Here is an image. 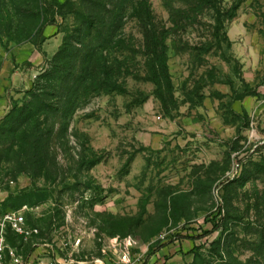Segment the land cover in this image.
<instances>
[{
	"label": "rangeland",
	"instance_id": "rangeland-1",
	"mask_svg": "<svg viewBox=\"0 0 264 264\" xmlns=\"http://www.w3.org/2000/svg\"><path fill=\"white\" fill-rule=\"evenodd\" d=\"M84 1L0 0V131L64 44L81 46ZM192 6L126 0L102 52L118 89L82 101L48 175L0 133V231L25 264H118L125 240L133 264H264V0H216L200 13ZM239 11L234 46L228 31ZM151 32L164 37L166 77L151 69ZM243 40L257 75L251 107L238 114L213 88L241 73ZM219 206L224 227L182 237L211 228L206 219ZM8 210L24 212L37 231L14 235L2 225Z\"/></svg>",
	"mask_w": 264,
	"mask_h": 264
},
{
	"label": "trees",
	"instance_id": "trees-1",
	"mask_svg": "<svg viewBox=\"0 0 264 264\" xmlns=\"http://www.w3.org/2000/svg\"><path fill=\"white\" fill-rule=\"evenodd\" d=\"M183 1L193 5V10L199 13L203 8H216V0ZM125 3L126 0L84 1L79 15L86 17L83 22L86 34L84 41L81 35L75 37L81 46L75 47L71 42L64 44L52 59V70L43 75L44 83L35 85L31 99L20 108H15L6 120L10 127L1 129L0 133L6 134V137L0 135V139L5 140L12 134L11 145H18L19 154L31 160L40 173L48 175L49 164L55 165L57 142L65 139L69 119L82 101L90 93L118 89L114 71L105 64L102 52L115 38ZM84 29L80 28L78 32L82 34ZM146 37L151 48V69L156 75L159 72L162 77H166L164 37L155 32ZM240 96L237 94L235 97ZM225 220L224 209L219 206L217 212L206 219L211 228L206 230L201 227V234H186L182 237L193 240L202 238L224 227Z\"/></svg>",
	"mask_w": 264,
	"mask_h": 264
},
{
	"label": "crops",
	"instance_id": "crops-1",
	"mask_svg": "<svg viewBox=\"0 0 264 264\" xmlns=\"http://www.w3.org/2000/svg\"><path fill=\"white\" fill-rule=\"evenodd\" d=\"M241 12L240 11L238 12L237 17L235 18V20L231 23L229 27L228 33L233 34V37L235 36V32H234L235 28H237V26H239L240 21H242L241 15L243 13ZM242 28H244L245 30L244 26ZM242 28H240V30H242ZM229 39L232 41V43L235 46L234 40H238L237 37L231 38L229 36ZM243 44L245 46L243 47V50L240 51L239 53L237 52L239 51L240 47L237 46L235 49L237 51L236 52L237 58L233 55V57H235L238 62L239 68L241 67V73L240 71L238 72V75L231 73L227 77V79L229 78L228 80H225L224 82L220 81L218 84H221V85H217L216 87H215L216 83L212 84L213 87H215L213 89L217 91L218 95H221L222 98H225L226 100L229 99V101H231V104H230L231 109H233L238 114L248 111V109L251 107V102H252V98L254 95L251 88L253 87V84H254V81L257 75L255 71H252L253 66H251L250 68L248 64L246 63L248 61V55H249L248 47L251 48L252 46L251 41L243 40ZM259 56H260V59L262 57V61H263V66L260 64L259 68L261 69V66H262L263 68L262 70L264 71V39L262 38H260V41L258 42L257 59L259 58ZM237 94H241V96L235 97ZM205 99L206 101L212 103L213 101L212 94L205 93Z\"/></svg>",
	"mask_w": 264,
	"mask_h": 264
},
{
	"label": "built area",
	"instance_id": "built-area-1",
	"mask_svg": "<svg viewBox=\"0 0 264 264\" xmlns=\"http://www.w3.org/2000/svg\"><path fill=\"white\" fill-rule=\"evenodd\" d=\"M25 213L21 210H8L2 215V225L9 228L12 233L27 240L37 229H28ZM133 245L130 240L122 244L121 256L118 264H133L131 260ZM0 264H25L22 255L16 248L9 246L6 239V232L0 231ZM44 264V263H36ZM46 264H57L48 262Z\"/></svg>",
	"mask_w": 264,
	"mask_h": 264
}]
</instances>
